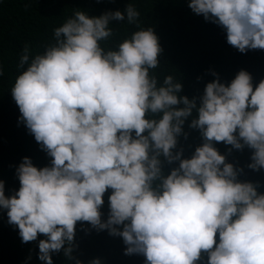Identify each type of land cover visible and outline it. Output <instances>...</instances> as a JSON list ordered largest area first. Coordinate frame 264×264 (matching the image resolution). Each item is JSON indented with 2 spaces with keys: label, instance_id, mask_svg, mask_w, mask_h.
<instances>
[{
  "label": "clouds",
  "instance_id": "1",
  "mask_svg": "<svg viewBox=\"0 0 264 264\" xmlns=\"http://www.w3.org/2000/svg\"><path fill=\"white\" fill-rule=\"evenodd\" d=\"M188 7L221 26L241 53L264 50V0H189ZM139 17L132 4L99 17L77 10L54 29L43 54L21 40L24 70L10 92L20 120L52 160L38 169L24 158L14 195L6 197L0 181V209L22 243L46 237L38 244L43 264L61 250L74 259L78 222L121 237L125 255L142 254L146 264H264V193L239 181L243 169L214 146L247 147V167L264 169V80L254 88L241 70L227 86L218 77L208 83L198 100L182 96L179 80L161 82L153 72L163 52L153 28L114 49L102 46L113 21L139 27ZM190 117L203 143L182 159L183 150H174L181 135L187 138ZM177 161L166 175L164 162Z\"/></svg>",
  "mask_w": 264,
  "mask_h": 264
},
{
  "label": "trees",
  "instance_id": "2",
  "mask_svg": "<svg viewBox=\"0 0 264 264\" xmlns=\"http://www.w3.org/2000/svg\"><path fill=\"white\" fill-rule=\"evenodd\" d=\"M188 3L189 0H0V181L5 184L6 197L20 188L16 170L24 158H29L38 169L51 166L52 160L20 120L22 114L10 92L24 70L18 68L20 56L25 45L34 55L43 54L46 46L54 43V29L77 10L99 17L106 12L124 13L129 4L136 7L140 13L139 27L127 23L126 18L113 21V36L102 46L114 49L134 32L153 28L163 49L160 65L153 72L161 82L168 75L179 80L183 86L181 95L189 99L198 100L206 85L217 77L225 86L229 85L241 70L251 75L254 88L264 80V50L241 53L227 43L226 31L221 26L194 14ZM21 40L29 42L24 45ZM192 118L185 121L183 130L187 138L181 135L174 150H183L182 159L191 158L203 143L200 131L189 127ZM214 146L227 163L243 169L239 181L259 185L258 191L264 193V169L253 171L247 167L252 162L253 150H236L223 142ZM178 166V161L171 165L164 162L163 171L167 175ZM110 194L108 190L103 197L101 212L105 221ZM41 239L46 237L40 235L37 241L22 243L18 227L9 224L7 211L0 209V264H36L30 260L32 255L43 264L38 259ZM74 244L73 260H68L61 250L53 254V264H75V260L90 264L94 259L105 260L106 264H146L142 254L125 255L127 246L121 237L111 236L107 230L97 231L87 222L77 223Z\"/></svg>",
  "mask_w": 264,
  "mask_h": 264
},
{
  "label": "rangeland",
  "instance_id": "3",
  "mask_svg": "<svg viewBox=\"0 0 264 264\" xmlns=\"http://www.w3.org/2000/svg\"><path fill=\"white\" fill-rule=\"evenodd\" d=\"M30 260H32L33 263L39 264L35 259L34 256L32 255V257L30 258ZM91 264V263H90ZM101 264H106L105 260H101Z\"/></svg>",
  "mask_w": 264,
  "mask_h": 264
}]
</instances>
